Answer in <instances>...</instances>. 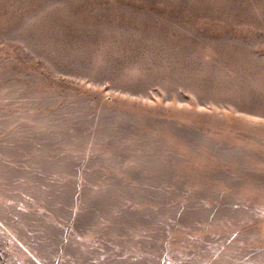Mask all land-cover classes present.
I'll list each match as a JSON object with an SVG mask.
<instances>
[{
  "label": "rangeland",
  "instance_id": "374dc122",
  "mask_svg": "<svg viewBox=\"0 0 264 264\" xmlns=\"http://www.w3.org/2000/svg\"><path fill=\"white\" fill-rule=\"evenodd\" d=\"M0 264H264V0H0Z\"/></svg>",
  "mask_w": 264,
  "mask_h": 264
}]
</instances>
